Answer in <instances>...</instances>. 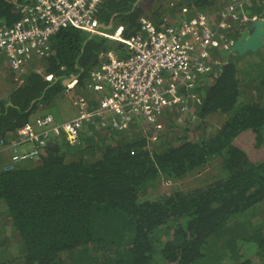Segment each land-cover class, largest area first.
I'll return each instance as SVG.
<instances>
[{
  "label": "trees",
  "instance_id": "obj_1",
  "mask_svg": "<svg viewBox=\"0 0 264 264\" xmlns=\"http://www.w3.org/2000/svg\"><path fill=\"white\" fill-rule=\"evenodd\" d=\"M31 1L0 0V29ZM143 1L106 0L100 27H123L128 40L143 18L160 27L182 10L191 18L235 0H153L147 11ZM249 4L248 17L264 16V0ZM50 46L0 99V142L66 100L65 81L78 79L75 97L89 95L90 73L125 45L67 28ZM214 57L225 64L182 91L185 109H165L163 123L139 115L121 130L95 119L79 143L57 138L39 160L11 170V153L0 151V264H264V49ZM165 182L180 186L164 194ZM20 241L24 252L12 258Z\"/></svg>",
  "mask_w": 264,
  "mask_h": 264
},
{
  "label": "built area",
  "instance_id": "obj_2",
  "mask_svg": "<svg viewBox=\"0 0 264 264\" xmlns=\"http://www.w3.org/2000/svg\"><path fill=\"white\" fill-rule=\"evenodd\" d=\"M105 1L34 0L20 5L19 21L0 29V54L7 57L14 72H21L28 59L48 55L52 38L67 28L125 45L123 51H109L107 61L90 73L85 87L96 96L92 99L98 106L78 96L73 99L78 114L72 119L59 122L52 114L38 116L20 128L12 142H0V151L11 153L5 170L39 160L57 138H65L71 145L79 143L84 128L95 119L123 130L139 115L154 124L167 108L180 105L185 109L180 93L194 89L198 78L213 72L216 65L222 67L225 63L214 54L231 52L234 42L229 44L230 35L262 18L248 17L252 0H235L214 14L182 15L160 27L143 18L141 33L125 40L123 27L115 34L100 27L98 15ZM78 82L74 78L67 86L75 89Z\"/></svg>",
  "mask_w": 264,
  "mask_h": 264
},
{
  "label": "rangeland",
  "instance_id": "obj_3",
  "mask_svg": "<svg viewBox=\"0 0 264 264\" xmlns=\"http://www.w3.org/2000/svg\"><path fill=\"white\" fill-rule=\"evenodd\" d=\"M153 0H144L142 2V6L144 8V10H148L149 7L151 6ZM175 8V7H174ZM180 12V11H178ZM182 13V14H181ZM216 13V12H215ZM181 14L182 15H187V12L185 10H182L180 13H177V15ZM212 14V13H210ZM214 14V13H213ZM180 17V16H179ZM168 19H166V21H169L170 17H167ZM241 29H239L238 31H240ZM237 38V35H232L229 37V44H231L232 42H235V39ZM226 52V50L222 51L221 54H224ZM256 54V53H255ZM24 71V70H23ZM21 73V72H20ZM20 73H16L14 72L13 70H11L9 68V65H8V61H7V57L3 54H0V99L4 98L7 93H9V91L13 88L14 84L13 82L19 80V75ZM70 92L68 94V96L66 95V100H61V101H58L55 105L49 107L48 109L46 110H43L41 111L42 114H45V113H51L52 115H54L56 118L58 119H64V120H68L70 118H72L73 116H77L78 114V110L74 107L73 105V99L74 98H77L73 95V91H71L72 89H69ZM83 96V95H82ZM86 97V95L84 96ZM88 98V97H86ZM90 99V98H88ZM161 118V117H160ZM162 121H164V117L159 119ZM177 125H178V129L180 130L182 125L184 124L183 121H181V119L177 120ZM246 142H248V145H249V140L247 139ZM27 149V148H26ZM30 150V149H29ZM264 151H262V153H260V157H263V153ZM6 154H8L9 152H5ZM213 166H216V162ZM217 170V168H211L207 173L206 175H202L203 179L205 177H207V175H211L212 173H214L215 171ZM197 183H200V179H197ZM174 183H162V191L163 193H169L171 191V189L173 187H175ZM178 186L179 183H177ZM176 185V186H177ZM190 187V184H187V183H181V188L182 189H185V188H189ZM12 248L13 250H10L9 252L11 253V256L12 258L13 257H17V256H20L22 252H24V249H23V243L22 241H20V243L17 245H12ZM255 261V264L258 263V260L254 259Z\"/></svg>",
  "mask_w": 264,
  "mask_h": 264
},
{
  "label": "water",
  "instance_id": "obj_4",
  "mask_svg": "<svg viewBox=\"0 0 264 264\" xmlns=\"http://www.w3.org/2000/svg\"><path fill=\"white\" fill-rule=\"evenodd\" d=\"M264 49V16L258 20L250 21L242 34L231 46V53L240 57L252 53L255 54ZM71 78L70 80L74 79ZM70 80L65 81L67 85Z\"/></svg>",
  "mask_w": 264,
  "mask_h": 264
},
{
  "label": "crops",
  "instance_id": "obj_5",
  "mask_svg": "<svg viewBox=\"0 0 264 264\" xmlns=\"http://www.w3.org/2000/svg\"><path fill=\"white\" fill-rule=\"evenodd\" d=\"M86 97H88V98H90V99L93 98L94 100H95V98H96V96H95L94 94H91V93H89V95H87ZM53 116H54V115H53ZM54 117H55V116H54ZM73 117H75V116H73ZM73 117H72V118H73ZM72 118H70V119H72ZM55 119H56L57 121H59V122L67 121V120H64V119H62V120H61V119H58V118H56V117H55ZM70 119H68V120H70Z\"/></svg>",
  "mask_w": 264,
  "mask_h": 264
}]
</instances>
